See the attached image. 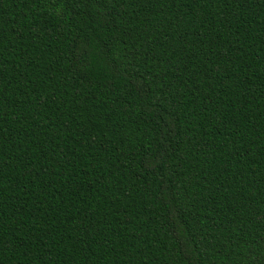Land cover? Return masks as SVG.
<instances>
[{
    "label": "trees",
    "instance_id": "obj_1",
    "mask_svg": "<svg viewBox=\"0 0 264 264\" xmlns=\"http://www.w3.org/2000/svg\"><path fill=\"white\" fill-rule=\"evenodd\" d=\"M0 264H264V0H0Z\"/></svg>",
    "mask_w": 264,
    "mask_h": 264
}]
</instances>
